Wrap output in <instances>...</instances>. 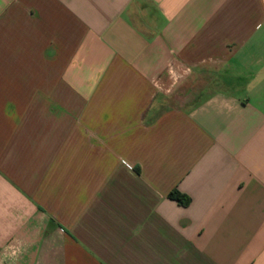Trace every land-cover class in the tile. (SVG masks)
I'll use <instances>...</instances> for the list:
<instances>
[{
  "label": "crops",
  "instance_id": "crops-1",
  "mask_svg": "<svg viewBox=\"0 0 264 264\" xmlns=\"http://www.w3.org/2000/svg\"><path fill=\"white\" fill-rule=\"evenodd\" d=\"M0 264H264V0H0Z\"/></svg>",
  "mask_w": 264,
  "mask_h": 264
},
{
  "label": "rangeland",
  "instance_id": "rangeland-1",
  "mask_svg": "<svg viewBox=\"0 0 264 264\" xmlns=\"http://www.w3.org/2000/svg\"><path fill=\"white\" fill-rule=\"evenodd\" d=\"M204 83V82H203ZM202 85V83L200 84ZM192 101H166V105L169 107V108H173V107H179V108H186L189 106V104L191 103Z\"/></svg>",
  "mask_w": 264,
  "mask_h": 264
},
{
  "label": "trees",
  "instance_id": "trees-1",
  "mask_svg": "<svg viewBox=\"0 0 264 264\" xmlns=\"http://www.w3.org/2000/svg\"><path fill=\"white\" fill-rule=\"evenodd\" d=\"M171 198L177 199L180 203L182 204H188V200L185 199V197L181 196L180 194H178L176 191L172 192L170 194Z\"/></svg>",
  "mask_w": 264,
  "mask_h": 264
}]
</instances>
